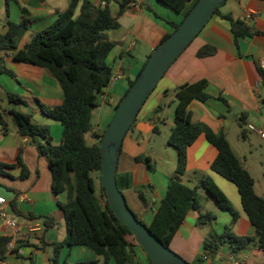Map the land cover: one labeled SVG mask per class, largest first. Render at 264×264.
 Instances as JSON below:
<instances>
[{
    "label": "crops",
    "instance_id": "1",
    "mask_svg": "<svg viewBox=\"0 0 264 264\" xmlns=\"http://www.w3.org/2000/svg\"><path fill=\"white\" fill-rule=\"evenodd\" d=\"M122 1L124 0H110L108 8L112 16L116 17L118 3ZM127 1L123 14L117 17L119 27L106 33L115 45L107 58L113 75L111 83L104 91L105 96L112 100V104H104L111 109L115 108L129 82L137 77L162 38L171 34L170 24L179 23L181 20L178 14L159 0ZM69 2L70 0H0V35L6 33L7 22L19 23L20 8L26 9L29 12L30 26L17 43V49L20 50L32 35L54 23L57 14L64 11ZM90 2L97 7L106 5L104 0ZM112 6L116 7V10L113 11ZM219 14L220 16L213 15L210 18L169 67L146 100L147 102L150 99V103L146 107L143 105L145 108H141L134 126L123 140L115 172L117 185L128 208L146 226L150 224L154 210L165 194L168 180L155 173L154 178L147 181L151 160L148 155H144L145 148H142L140 141L143 136L150 139L152 133L159 134L162 131L169 136L177 104L175 90L178 87L202 80L207 83L205 92L209 99L205 103L194 101L189 105L193 123L202 124L216 134L224 133L227 141L230 130L234 131V127H237V141H256L264 144L258 136L246 130V125L264 129V89L258 72V69H261L260 60L264 56V0H225L219 8ZM224 15L244 20L255 34L251 38L235 41L229 22L221 18ZM247 16L251 19L246 20ZM125 40L129 42L117 47V44H122ZM204 46L213 47L215 54L198 58L196 54ZM0 58L5 68L14 75L11 77L0 74V113L7 124L6 133H3L0 127V163L14 166L20 156L27 171L24 179H21V169L18 167L6 169V175H0V198L5 200L7 219L12 220L18 227V230L14 231L0 219V238L9 240L4 261L0 264H50L52 248L49 245L62 242L66 236L64 217L57 205L64 203L66 199L64 195H54L51 192V175L46 158L38 154L29 139L19 135L7 113L11 109H17L31 114L34 122L50 128L53 144H58L62 128L59 123L42 115L34 99L47 106H56L62 103L63 94L58 83L45 70L16 62L11 51L0 52ZM262 71L264 72V69ZM7 93L18 95L27 105L9 104L6 100ZM113 113L107 112L103 124L93 125V130L98 127L102 132L111 121ZM241 130L245 131L243 139L240 138ZM88 143L93 144L95 140L91 137ZM241 147V157H237L230 146L233 154L253 179L254 193L264 198V146H249L248 155H244L246 148ZM254 155L257 160H249V157ZM215 156V148L207 143L203 135L199 136L187 150L185 174L198 172L209 177L239 214L232 227L234 234L253 237L255 231L242 209L237 188L210 170ZM141 157L147 159L145 165L136 160ZM247 165L256 167L261 174L262 181L258 190ZM143 182L150 183L141 192L147 204L135 191V187ZM201 214L204 213L200 210L187 214L170 243L169 248L174 253L187 263H193L202 256L200 264H264V251L256 244H251L237 253H233L229 247H224L215 256H204L205 237L210 232L221 234L225 227L231 225L232 218L228 213L219 210L213 213L216 216L214 223L198 225ZM47 218L54 219V224L50 227L45 226ZM127 241L131 244L130 264H151L132 238L127 237ZM101 261L102 259L90 250L75 247L62 249L58 264ZM108 264L115 263L109 261Z\"/></svg>",
    "mask_w": 264,
    "mask_h": 264
},
{
    "label": "trees",
    "instance_id": "2",
    "mask_svg": "<svg viewBox=\"0 0 264 264\" xmlns=\"http://www.w3.org/2000/svg\"><path fill=\"white\" fill-rule=\"evenodd\" d=\"M159 1L181 17L179 23L170 24L173 33L198 0ZM104 2V7H97L90 0H70L68 7L57 14L54 23L32 35L20 50L17 49V43L30 26L29 12L26 9L20 8V22H7L6 33L0 35V52L11 51L16 62L45 70L58 83L63 94L62 103L56 106H47L34 99L42 115L59 123L62 128L58 144H53L50 128L34 122L31 114L17 109H11L7 113L19 135L29 139L38 154L46 158L51 175V192L54 195H64L66 199L64 203L57 204L64 217L66 236L62 242L49 245L52 248L50 264H58L62 249L75 247L86 248L102 259L101 262L82 264L131 262V244L127 237L135 241L134 237L112 213L100 184V142L110 122L100 134L93 131L92 124V112L98 108L99 97L104 94L113 75L107 58L115 45L106 33L119 27L117 17L123 14L128 4L127 0L119 2L115 17L108 8L110 0ZM214 15L220 16L219 8L215 10ZM221 18L229 22L235 41L251 38L255 34L244 20L233 19L230 15ZM170 35H165L161 42ZM215 51L211 46H204L196 55L198 58H205L214 55ZM258 72L264 89V72L262 69H258ZM0 74L14 76L5 68L1 58ZM136 78L129 82L114 110ZM206 87V81L202 80L175 90L177 104L173 126L167 139V145L176 150L175 174L183 176L186 173L187 150L203 135L207 143L216 150L210 170L237 188L242 209L255 235L249 237L234 234L232 227L239 214L209 177L200 179L194 187L181 183L177 178H170L150 224L146 226L136 215L135 217L164 247L169 248L187 214L200 209L198 190L202 189L216 202L220 211L228 213L232 218L231 225L225 227L221 234L210 232L205 237L203 255L215 256L224 247H229L233 253H237L251 244H256L264 251V198L254 193L253 179L233 154L225 134H216L206 126L191 120L189 105L194 101L205 103L209 99L205 92ZM6 100L13 106L27 105L25 100L12 93L6 94ZM262 102L264 103V96ZM240 121L243 123L242 119ZM135 122L136 119L128 132ZM0 127L2 132L6 133L7 124L1 113ZM244 135L245 131L241 130L240 138L243 139ZM91 137L95 140L93 144L88 143ZM136 160L140 161L141 158ZM14 167L21 169V179H24L27 171L20 156L14 166L0 163V175H6L5 170ZM139 197L147 204L144 194L139 193ZM100 199H103V205ZM215 219L213 213L206 212L199 216L198 225H211ZM45 224L46 227L52 226L54 219L47 218ZM8 242V238H0V262L4 261ZM201 257L189 264H200Z\"/></svg>",
    "mask_w": 264,
    "mask_h": 264
},
{
    "label": "water",
    "instance_id": "3",
    "mask_svg": "<svg viewBox=\"0 0 264 264\" xmlns=\"http://www.w3.org/2000/svg\"><path fill=\"white\" fill-rule=\"evenodd\" d=\"M225 0H198L171 35L150 54L143 69L115 109L100 142V184L114 216L131 232L136 244L151 264H189L170 248L164 247L137 220L116 185L115 172L123 140L146 100L169 67L199 34Z\"/></svg>",
    "mask_w": 264,
    "mask_h": 264
},
{
    "label": "rangeland",
    "instance_id": "4",
    "mask_svg": "<svg viewBox=\"0 0 264 264\" xmlns=\"http://www.w3.org/2000/svg\"><path fill=\"white\" fill-rule=\"evenodd\" d=\"M113 11L116 10V7L111 8ZM129 40H125L122 42V44H117V47L126 45ZM151 98V97H150ZM150 103V99L144 104L145 107ZM143 107V108H145ZM115 112L114 109H111L108 105L105 104H99L98 108L94 109L92 112V124H99L102 125L105 116L107 112ZM233 128V127H232ZM167 134L163 131L159 134L152 133L150 135V139H147V137L143 136V139L140 141V145L142 148H145L144 155H148L149 159L151 160V168L149 176H146L147 181L154 178V174L157 173V175L164 180H169L170 178H177L180 182L186 184L189 187H193L195 183L206 177L204 174L198 173V172H192L190 174H184L183 176H177L175 174V167H176V150L173 147H170L167 145ZM238 137V129L237 127H234V131L231 129L228 134V141L237 155V157H241V146H244V149L246 148V152H244V155H248V149L249 146H264L261 142L248 143V142H241L240 140L237 141ZM240 147V148H239ZM257 160V157L254 155L253 157H249V160ZM144 165L147 163V159L145 157H141L140 160ZM248 169L251 171V174L254 178L256 189L261 185V174H259V171H257L256 167L248 166ZM144 177V176H143ZM142 177V178H143ZM150 183H141L135 187V191L137 193H141L145 190V188L148 187ZM198 196H199V203H200V211L203 213L211 212V213H217L219 211L216 202L202 189L198 190ZM230 202V201H229ZM231 203V202H230ZM233 206V205H232Z\"/></svg>",
    "mask_w": 264,
    "mask_h": 264
},
{
    "label": "built area",
    "instance_id": "5",
    "mask_svg": "<svg viewBox=\"0 0 264 264\" xmlns=\"http://www.w3.org/2000/svg\"><path fill=\"white\" fill-rule=\"evenodd\" d=\"M250 19H251V17L247 16L246 20H250ZM259 66L261 69H264V56H262ZM99 102H101L103 104L104 103L112 104V100H110L107 96H105V94H103L99 97ZM246 130L252 134H255L256 136L259 137V139L264 141V129L256 128L253 125H246ZM93 131L97 134L101 133V131L99 130L98 127L94 128ZM100 202L102 205L104 204L103 199H100ZM5 204H6L5 200L3 198H0V219L3 220L12 230L17 231L18 227L16 226V224L12 220L7 219V212L5 209Z\"/></svg>",
    "mask_w": 264,
    "mask_h": 264
}]
</instances>
